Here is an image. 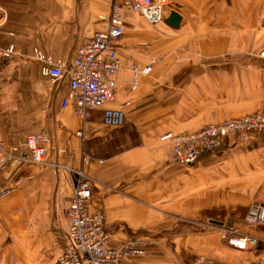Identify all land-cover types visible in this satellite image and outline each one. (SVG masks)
Masks as SVG:
<instances>
[{
    "label": "crops",
    "instance_id": "0c3cea01",
    "mask_svg": "<svg viewBox=\"0 0 264 264\" xmlns=\"http://www.w3.org/2000/svg\"><path fill=\"white\" fill-rule=\"evenodd\" d=\"M113 1L125 21L114 100L82 120L62 106L67 79L44 78L34 51L69 62L105 28ZM132 1L0 0V49H14L0 57L4 152L16 157L27 136L46 137L44 164L0 170L10 190L0 199V264H53L61 253L73 184L64 167L89 179L87 210L103 214L109 246L143 245L126 264H264V134L227 136L191 166L170 163L161 140L261 110L264 63L252 54L264 49V0H175L156 25L128 10ZM107 108L123 111L122 126L104 123ZM208 221L259 243L236 250L215 227L199 228Z\"/></svg>",
    "mask_w": 264,
    "mask_h": 264
},
{
    "label": "built area",
    "instance_id": "2783aa9c",
    "mask_svg": "<svg viewBox=\"0 0 264 264\" xmlns=\"http://www.w3.org/2000/svg\"><path fill=\"white\" fill-rule=\"evenodd\" d=\"M175 0H133L128 10L139 14L147 23L158 24L163 19L164 11ZM124 9L114 1L109 7L107 25L97 32L84 45L77 48L72 59L66 62L54 59L41 51L35 50V60L40 64V74L56 82L67 79L69 92L62 106L72 105L76 114L84 120L88 112L103 109L114 100L115 77L120 69L116 54V43L124 33ZM14 53L13 47L0 49V57ZM259 56L264 59V51ZM151 66L146 67L141 74H148ZM104 123L112 127H120L124 114L120 108L104 109ZM257 131L264 134V107L253 115L233 119L221 124H212L192 133H167L161 140L167 146L170 162L191 166L205 153L213 152L221 139L234 132ZM81 135V132H77ZM46 137L42 133L29 135L24 142L25 151L13 157L6 154L0 140V170L5 164L15 165L25 161L33 164L45 163ZM72 176V192L65 212L68 223L66 244L53 264H126L124 258L139 256L144 250L137 243H126L117 247L109 246V229L101 212L89 213L87 203L91 199L90 181L81 169L64 167ZM10 190L0 188V199L7 196ZM264 210V199L257 205ZM259 223L263 218L256 216L252 220ZM208 226L213 223L208 221ZM219 227L220 238L230 247L244 251L259 243L252 236L240 235L236 229ZM192 264H209L197 260Z\"/></svg>",
    "mask_w": 264,
    "mask_h": 264
},
{
    "label": "rangeland",
    "instance_id": "374dc122",
    "mask_svg": "<svg viewBox=\"0 0 264 264\" xmlns=\"http://www.w3.org/2000/svg\"><path fill=\"white\" fill-rule=\"evenodd\" d=\"M262 51H264V49H261V50H259L257 53H253L252 55L254 56V57H257V58H260L261 60L260 61H262L263 63H264V59H262L260 56H259V54H260V52H262ZM193 98H195V97H193ZM215 100L217 101V103H219V101L220 100H225L227 97H225V96H215ZM212 99V98H211ZM263 107H264V102H263V106H262V108H261V110L260 111H262V109H263ZM260 111H258V112H260ZM258 112H254V113H250V114H245L244 116H241V117H245V116H249V115H253V114H255V113H258ZM241 117H238V118H235V119H239V118H241ZM230 120H233V119H230ZM230 120H227V121H230ZM227 121H224V122H227ZM224 122H221V123H224ZM221 123H216V124H221ZM208 125H212V124H208ZM208 125H206L205 127H207ZM205 127H203V128H205ZM202 128V129H203ZM201 130V129H200ZM232 134H241L242 136H243V138H248V137H250V136H256V137H258V136H260L261 134H259L257 131H249V132H234V133H230V134H228V135H226L225 137H223L222 139H221V142H222V140L224 139V138H226L227 136H230V135H232ZM221 142H220V144H219V146L213 151V152H215V151H217L218 149H219V147H220V145H221ZM166 149H167V147H166ZM168 150V149H167ZM213 152H211V153H213ZM167 160H168V154H167ZM169 161V160H168ZM170 162V161H169ZM170 163H172L173 164V162H170ZM263 200V199H262ZM261 201V200H260ZM259 201V202H260ZM256 218H259V217H257L256 216ZM251 220V223H252V225H257V224H260L262 221H263V219H262V221L261 222H259V223H257V222H255V219H253L252 220V218L250 219ZM207 227H215V226H208L207 225V222H205V223H202L201 225H199V228L201 229V230H206V229H208ZM223 227V226H222ZM225 227V226H224ZM216 229H217V231H218V236H219V238H220V233H219V227H215ZM220 240H221V238H220ZM221 241H223V240H221ZM224 242V241H223ZM128 243H132V242H128ZM133 243H135V242H133ZM226 245H227V243L226 242H224ZM139 246H141L142 247V249L144 248L143 247V245H141V244H139V243H137ZM229 246V245H228ZM144 250V249H143ZM205 260V258H203V257H201V258H197V259H195L193 262H195V261H197V260ZM192 262V263H193ZM207 262V261H206ZM191 263V264H192Z\"/></svg>",
    "mask_w": 264,
    "mask_h": 264
},
{
    "label": "bare ground",
    "instance_id": "6f19581e",
    "mask_svg": "<svg viewBox=\"0 0 264 264\" xmlns=\"http://www.w3.org/2000/svg\"><path fill=\"white\" fill-rule=\"evenodd\" d=\"M80 47H81V46H80ZM78 48H79V47H78ZM143 70H144V69H143ZM143 70H141V71H143ZM141 71H140V72H141ZM115 86H116V82H115Z\"/></svg>",
    "mask_w": 264,
    "mask_h": 264
}]
</instances>
